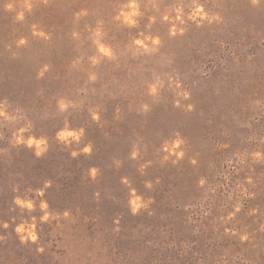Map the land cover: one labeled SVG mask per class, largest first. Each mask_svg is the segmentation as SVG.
Returning a JSON list of instances; mask_svg holds the SVG:
<instances>
[{
  "label": "rangeland",
  "instance_id": "obj_1",
  "mask_svg": "<svg viewBox=\"0 0 264 264\" xmlns=\"http://www.w3.org/2000/svg\"><path fill=\"white\" fill-rule=\"evenodd\" d=\"M31 2L18 19L22 0H0V101L17 117H0V264H264V0H198L222 18L199 25L192 0H138L135 26L114 18L126 0ZM98 22L114 56L93 65ZM141 33L160 43L145 51ZM21 127L39 155L14 143ZM65 127L83 134L65 142Z\"/></svg>",
  "mask_w": 264,
  "mask_h": 264
},
{
  "label": "clouds",
  "instance_id": "obj_2",
  "mask_svg": "<svg viewBox=\"0 0 264 264\" xmlns=\"http://www.w3.org/2000/svg\"><path fill=\"white\" fill-rule=\"evenodd\" d=\"M5 7L7 9H12L14 7V5L12 3H7L5 5ZM33 7V4L31 2V0H22V7H21V11L18 12L17 14V18L18 19H23L24 18V10H28L31 11ZM153 7H157V5H153ZM190 12L188 13V19L195 21L198 25L203 23L204 20H208L209 22L212 21H220L222 18L218 15V14H214V15H209V13L205 10L204 5L199 3L198 0H192V4L190 5ZM175 12V15L172 16L171 12ZM88 14L87 10L85 9H81L79 11H77L74 15L76 19H79L82 16H86ZM140 8H139V3L138 0H126V3H123L121 5V7L119 8V11L117 13V15L114 17L116 20L122 21L124 24L129 25V26H135L137 24V19L136 17H138L140 15ZM164 20L166 21H173L171 29H170V33L172 35H175L177 33V31H179L180 33H183L184 29L183 28H179L177 29V25L175 23V21H179L180 24L185 23L184 20V6L182 4H177L175 5L173 8H170L168 10H166L163 14L162 17ZM199 18V19H198ZM150 21H154L155 20V16H152L149 18ZM102 22H98L97 27L92 30L93 31V36H94V42L97 46V51H98V55H94L92 57H90L91 63L93 65L99 63V61L101 60V58L103 57H108V58H112L114 56V52L112 50V48L109 45H106L105 43L102 42V36L104 35V33L102 32V28L101 25ZM33 35L36 36H40V37H44L45 39L49 38V34L45 33L42 29L39 28L38 25H33ZM74 38H79L80 33L74 31L72 33ZM143 37V38H140ZM140 37L136 38L133 43L135 45L138 46H142V48L145 51H150L153 50L150 48L149 44L146 43V41H151L152 45H158L160 43V39L159 37H153V36H149V35H144L143 33L140 34ZM26 38H20L17 41L18 46L19 45H23L25 44ZM47 68V66H45V69ZM42 74V73H41ZM90 79L95 80L96 76L94 73H91L89 76ZM157 84H152L149 87V92L152 95H155L157 93ZM183 95L185 96V98L188 97V93L184 92ZM59 107L61 108V110L65 109L68 107V102H66L63 98H61L58 101ZM176 104L179 105V101H176ZM145 108L148 107L147 104L144 105ZM7 108V103L6 101H0V117H3L5 120H15L17 117L13 116L11 114H9L6 110ZM187 108L189 110H191L193 108V105L189 104L187 105ZM93 118L94 119H98V114L97 113H93ZM27 131L26 127H21L18 129L17 133L15 134V140L14 143H26L28 146H32L35 145L36 149H37V154L39 155L44 149H43V145L45 144V140L43 138L41 139H36L35 137L29 136L27 139L24 138L23 133ZM83 134V129H80L79 131H74V130H70L67 127H65L64 129H62L61 131H59L57 133V136L59 139L68 142L69 137H71L72 139L75 140H79L80 136ZM184 143V141L182 139H180L179 137H177L174 141L171 142V144H166L165 148L167 151H173L175 149H179L180 146ZM91 150V146H85L83 151L84 152H89ZM76 153L74 152L73 155H75ZM136 153H133V156H135ZM176 155L178 157H182L183 156V151H179L176 153ZM252 157L254 160H260V159H264V152L261 151H255L253 153H251ZM193 163H195V160L192 161ZM93 174L95 173V169L92 170ZM201 183H203V181H201ZM248 195H252L250 193H247ZM141 197L140 196H136L134 194V198L132 199L131 203H132V211L135 213L140 207H147L148 202H144L143 204L141 203ZM16 203L18 205H21L22 207H27L29 209L33 208V202L31 200H23L19 197L16 198ZM41 208L42 209H46L47 208V204L46 203H41ZM240 211V205L237 204L235 206V212ZM235 212L230 213L229 214V218H232L235 215ZM65 215H68V213L66 212ZM42 219L47 220L48 219V213L45 212V215L42 217ZM7 226V225H5ZM35 225L34 224H30V225H25V224H21L17 227L16 231L17 232H27L28 233V237H30L33 241H35L37 239V234L34 231ZM22 240L27 239V237L22 236L21 237ZM248 239V234H242L241 235V240H246ZM42 250V249H41Z\"/></svg>",
  "mask_w": 264,
  "mask_h": 264
}]
</instances>
